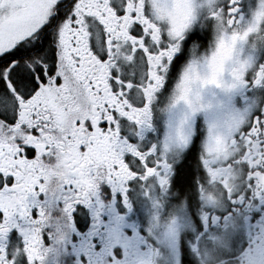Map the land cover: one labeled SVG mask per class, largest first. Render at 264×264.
<instances>
[{"label": "snow or ice", "instance_id": "1", "mask_svg": "<svg viewBox=\"0 0 264 264\" xmlns=\"http://www.w3.org/2000/svg\"><path fill=\"white\" fill-rule=\"evenodd\" d=\"M190 6L192 15L177 27L168 18L172 0H0V198L20 199L14 208L0 207V264H15L4 242L17 233L23 240L20 264H34L26 252L24 225L36 224L48 204L77 223V211H86L81 177L91 180L90 201L97 183L115 185L122 169L131 174L123 187L155 178L167 189L165 208L174 209L177 225L164 235L166 242H178L180 264H203L213 256L224 264H264V63L254 65L246 55L241 59L245 41L264 24V0L230 43L233 82L227 87L245 89L248 108L243 113L232 110L221 121L214 118L206 151L193 158L175 151L170 162L165 154L187 145V124L198 112L195 108L184 106L159 152L156 145L141 148L136 142L152 127L153 97L197 21L195 0ZM220 13H227L230 27L243 24L238 0H226ZM190 70L206 69L189 63L171 108L185 100ZM216 83L214 77H197L196 91ZM217 139L233 150L227 160L216 152ZM105 140L115 158L97 163L91 148ZM224 166L240 170L235 190H225L226 199L219 202H206V177ZM25 172H31V184L25 183ZM48 196L47 204L37 206ZM194 208H202L199 218ZM188 217L195 232L181 234ZM47 232L46 225L39 227L36 241L42 248ZM224 239L232 241L226 253L220 251ZM77 245L74 257L84 256L79 264L90 257L96 264L117 261V253L104 255L110 246L105 241L97 246L93 237ZM128 247L131 264H150L145 250Z\"/></svg>", "mask_w": 264, "mask_h": 264}, {"label": "flooded vegetation", "instance_id": "2", "mask_svg": "<svg viewBox=\"0 0 264 264\" xmlns=\"http://www.w3.org/2000/svg\"><path fill=\"white\" fill-rule=\"evenodd\" d=\"M195 3L197 4V21L186 33L185 41L181 42L180 54L174 56L168 64L163 85L151 102L152 127L136 139L139 147L146 148L156 145L159 152L169 126L182 118L184 106L197 109L198 112L192 114L188 120L187 145L165 154L170 162L172 153L175 151L181 154L186 153L189 158L198 156L202 150L206 151L204 143L207 139L208 126L213 119L221 121L232 110L243 113L248 108L245 103L248 99L245 96V89L233 90L227 87L233 82L229 79V68L232 62L230 43L233 34L243 33L244 26L251 20L252 13L258 7L260 0H238L243 24H233L231 27L227 13L223 15L220 13V7L226 6V0H195ZM172 4V11L168 13L169 21L172 25L180 27L192 15L190 0H172ZM243 52L241 59L246 55L252 57L254 65L264 63V24L260 26L257 33L251 34L245 41ZM190 62L194 65H204L206 70L198 73L189 71L185 81L187 88L185 100L177 101L179 104L176 108H171L173 101L180 95L177 85L180 83L181 74ZM197 77L204 79L214 77L217 83L206 85L198 92L196 91ZM216 152L221 160H227L233 155V150L226 148L219 139H217ZM91 156L97 163H103L114 159L115 152L112 145L105 140L94 143ZM130 175L127 169H122L116 174L115 185L105 181L98 182L90 201H88L87 194L92 190L91 180L87 176H82L81 184L84 185L82 202H86L84 204L86 211H77L76 216L79 217L77 223H73L71 216L66 211L57 209L54 204L45 205L43 215L36 224L29 222L24 225L28 237L26 252L34 264H79V261L84 260V256L74 257V246L86 241L90 242L93 237H95L97 246H102L104 241L110 245L105 250V256L110 251L118 254L117 261L113 264H131V261L126 258L129 245L145 250V253L151 257L150 264H180L182 253L178 242H166L164 235L166 230L177 225V214L174 209L165 208L167 189H163L155 178L147 181L137 179L123 187V181ZM148 175L146 171L145 176ZM239 175V168L224 166L212 169L206 177L207 182L203 189L205 201L219 202L226 199L227 192L235 190ZM24 180L26 184L32 183L31 172H25ZM50 200L51 197L48 196L44 201H38L37 206L47 204ZM19 202V198L7 201L5 198H0V207L7 205L14 208ZM194 210L199 218L202 208H194ZM219 211L223 212L225 209L221 208ZM45 225L49 229V232L45 234L47 242L44 247L46 249L36 241L39 227ZM186 231L195 232V223L190 217L186 225L180 228L181 234ZM185 242L187 243L186 236ZM4 243L7 254L15 261V264H20L23 240L19 233L11 242L5 240ZM231 244L232 241L224 239L220 251L226 253L230 250ZM86 264H96L95 257L88 258ZM104 264H107L106 259ZM203 264H224V261L218 256H213L205 258Z\"/></svg>", "mask_w": 264, "mask_h": 264}]
</instances>
